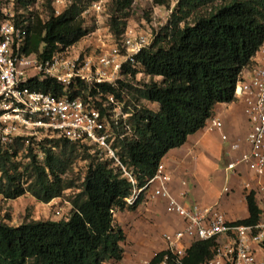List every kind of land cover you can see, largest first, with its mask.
Instances as JSON below:
<instances>
[{
    "label": "trees",
    "instance_id": "trees-1",
    "mask_svg": "<svg viewBox=\"0 0 264 264\" xmlns=\"http://www.w3.org/2000/svg\"><path fill=\"white\" fill-rule=\"evenodd\" d=\"M93 1L71 0L60 15H55L53 0H47V19L33 12L27 17L19 15L15 23L26 30L23 52L45 60L83 41L94 31L83 18L85 5ZM17 2L30 8L37 0ZM111 2L121 16L111 15L109 29L119 40L133 0ZM156 2L166 4V0ZM263 42L264 0L177 1L150 46L136 56L135 65L123 68L124 78L118 85L102 86L104 93L125 99L134 109L128 118L131 131L116 126L117 135L109 140L135 184L106 151L88 143L63 137L45 139L37 143L43 159L35 152L32 136L18 137L12 151L0 148V193L6 197L16 199L29 193L38 202L50 203L69 189L79 190L70 197L72 206L66 217L33 218L18 226L0 221V264L121 261L126 233L115 222L116 213L136 210L145 196L142 193L134 204H128L134 188L142 187L156 173L171 149L181 147L189 135L203 129L218 103L234 100L236 83L242 71L252 65V57ZM143 76L152 80L141 83ZM158 76L162 79L154 80ZM25 85L44 93L87 98L88 86L83 82L65 91L56 78L35 76ZM151 102L159 108L151 109ZM26 143L29 161L23 164L17 158ZM79 157L89 161L81 183L69 175ZM246 198L249 216L237 222L255 224L260 215L257 198L254 193ZM213 243L194 240L185 264H199L210 257ZM163 253H155L149 264H157Z\"/></svg>",
    "mask_w": 264,
    "mask_h": 264
},
{
    "label": "built area",
    "instance_id": "built-area-1",
    "mask_svg": "<svg viewBox=\"0 0 264 264\" xmlns=\"http://www.w3.org/2000/svg\"><path fill=\"white\" fill-rule=\"evenodd\" d=\"M108 1L95 0L86 12L101 14ZM70 3L71 0H53L55 15H60ZM99 30L83 40L85 48L78 52H73V46L50 59L40 60L35 54L23 52L26 38L23 26L16 25L12 19L0 22V148L12 151L18 137H34L39 133L50 139L63 137L88 143L106 151L135 184L133 175L122 164L109 140L117 135L116 126L123 125L131 131L128 118L134 109L125 99L104 93L102 86H117L118 80L124 78L123 68L127 64L135 65L136 56L150 46L157 31L150 26L145 31L126 28L117 40L112 32ZM252 61L236 83L233 100L244 105L248 132L245 137L233 140L221 132L222 140L229 142L223 193L232 192L233 174L253 175V179L244 181L243 189L246 195L258 196L259 220L250 225L235 223L217 205L187 204L186 191H181L179 196L173 193L171 174L162 161L156 173L142 187H135L127 198L128 204H134L142 193L144 199H162L167 212L184 223L181 228L162 234L164 246L160 251L164 253L157 264H185L194 240L214 242L211 256L199 264H264L261 255L264 250V42ZM35 76L56 78L65 91L83 82L88 86L87 98L32 90L25 83ZM93 88L96 93L91 94ZM223 126V120L212 114L203 130L212 133L222 131ZM35 152L43 159L41 150ZM10 200L0 193V204ZM56 212L60 214L62 207L57 206ZM149 263L150 259L143 262Z\"/></svg>",
    "mask_w": 264,
    "mask_h": 264
},
{
    "label": "crops",
    "instance_id": "crops-1",
    "mask_svg": "<svg viewBox=\"0 0 264 264\" xmlns=\"http://www.w3.org/2000/svg\"><path fill=\"white\" fill-rule=\"evenodd\" d=\"M155 104L158 109L159 104L156 102ZM213 114L223 120L222 131L208 133L201 129L189 135L184 145L171 149L163 157V162L171 174L170 186L174 194L179 196L181 191H186V202L191 206L217 205L227 215L229 221L238 223V220L249 216L243 183L253 179V175L248 172L239 176L233 174L230 177L232 192L223 193L228 174L227 164L223 163V154H226L229 143L226 146V142L221 138V132L228 134L232 140L242 138L247 134L249 125L244 105L240 102L218 103L213 109ZM25 196L26 194L21 197ZM31 198L33 197L29 194L27 198L29 203L38 204L37 200L35 202ZM256 198L258 201V196ZM57 200L53 199L47 205L51 206ZM115 222L126 233L124 243L130 242L132 247L127 250L123 243L124 258L118 262L110 260L107 264H142L144 258L151 259L155 254L150 253L153 248L158 246V251L162 249L164 232L174 231L184 224L181 218L167 212L162 199H144L134 211H118ZM261 255L264 256V250Z\"/></svg>",
    "mask_w": 264,
    "mask_h": 264
},
{
    "label": "rangeland",
    "instance_id": "rangeland-1",
    "mask_svg": "<svg viewBox=\"0 0 264 264\" xmlns=\"http://www.w3.org/2000/svg\"><path fill=\"white\" fill-rule=\"evenodd\" d=\"M18 0H0V20L4 19H12L14 22L17 20L18 16L24 14L26 17L30 15L31 12L38 13L41 15L43 19H47L49 15V8L47 6V0H37V2L30 6V8H22L19 6ZM109 0L106 3V9L103 13L98 14L92 11H87L90 8V5H85V11L83 13V18L85 20V25L93 28L94 30L100 29V33L109 32V20L111 15L116 13V15L121 16V13L114 12L113 4ZM178 0H166V4L161 5L156 2V0H133L132 5L128 8L127 16L124 18L126 20V28L133 29L136 31H145L147 26H150L154 31H158L161 26H163L167 21L172 12V9L177 4ZM97 16V18H96ZM23 17H20L21 20ZM96 19H99V23ZM105 23L108 26H105ZM85 42V41H84ZM83 41L77 43L73 47V52H78L85 48V44ZM141 83L151 81L152 79L149 76L141 77ZM161 77H155L154 80L160 81ZM151 109L157 110V105L154 102L148 104ZM35 140V150H40L41 145L38 146V142L43 141L45 139H49L44 135L34 136ZM47 142V141H46ZM229 142H226V146ZM28 143L25 144V147L20 152L18 156V160L23 164L28 163L29 159L27 158V149ZM46 145H48L46 143ZM40 148V149H39ZM94 153V149L91 150ZM223 163L227 164L229 159L226 154H223ZM89 161L79 157L69 173L71 177H73L77 183H81L83 180L87 165ZM79 190L69 189L65 192V194L58 198L57 204H53L52 206H48L47 203L42 204V202L29 203L27 198L29 197V193H26L25 197H20L16 199H11L10 201H6L4 204H0V221H5L9 225L18 226L25 221H29L31 219H49V218H63L66 217L67 211L69 212V207H71L70 197L74 196ZM31 195V194H30ZM32 196V195H31ZM33 197V196H32ZM31 200L36 202V199L31 198ZM56 206L63 207V210L60 214L55 211ZM66 206V209H65ZM65 211V214H63ZM126 245L127 250H130L132 245L130 242L124 243ZM158 251V246L153 248L150 253H156ZM149 253V254H150ZM145 260L149 259L144 258ZM143 259V260H144ZM143 264V263H142Z\"/></svg>",
    "mask_w": 264,
    "mask_h": 264
}]
</instances>
